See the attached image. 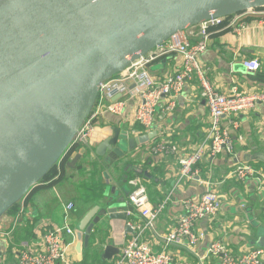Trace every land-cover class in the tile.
Returning a JSON list of instances; mask_svg holds the SVG:
<instances>
[{"label": "water", "instance_id": "95a60500", "mask_svg": "<svg viewBox=\"0 0 264 264\" xmlns=\"http://www.w3.org/2000/svg\"><path fill=\"white\" fill-rule=\"evenodd\" d=\"M262 8L264 0H0V216L74 144L102 84L191 27ZM152 139L114 128L89 155L110 172ZM126 208L116 198L93 208L77 250L84 238L112 261L134 233Z\"/></svg>", "mask_w": 264, "mask_h": 264}, {"label": "crops", "instance_id": "0c3cea01", "mask_svg": "<svg viewBox=\"0 0 264 264\" xmlns=\"http://www.w3.org/2000/svg\"><path fill=\"white\" fill-rule=\"evenodd\" d=\"M263 20L264 9L246 11L231 16L223 26L211 29L209 46L200 56L199 62L209 86L214 91L225 95H231L234 91L264 92ZM246 22L248 27L237 33L236 28ZM198 31L199 25L180 35L194 45L199 41ZM256 58L262 64L261 70L255 74L247 73L243 62ZM182 64V57L173 53L157 59L149 69L154 77L164 79L180 71ZM202 92L203 84L196 78L182 94L162 100L150 130L136 122L134 102L127 104L124 116L105 113L98 118L86 144L72 145L60 158L56 166L58 175L51 181L40 182L17 204L19 208L14 206L0 216L1 264H19L20 250L26 244L33 251H41L40 235L46 228L65 226L63 205L69 202L75 204L69 224L77 230V236L72 243L69 238L66 239V260L70 264H115L125 245L136 235V226L144 222L140 212L134 210L129 203V194L132 191L130 181L136 177L144 180L153 207L165 204L156 226L157 235L150 229L143 235L145 241L151 244L154 253L170 251L174 258L173 264H220L219 258L207 254L211 244L216 241L223 242L237 256L257 249L256 244L264 237V183L260 189L257 179L237 181L233 177V171L236 164L245 163L264 174V105H258L251 113L223 120L235 141V154L204 159L198 166V181L180 180L181 166L178 156L171 153L154 154L151 151L157 144L167 142L191 152L202 142L210 126L209 108ZM170 103L174 104L173 109L165 111ZM114 128L130 131L134 137L153 133V139L136 148L109 172L92 154L89 155L88 148H95L111 138ZM80 155L82 157L75 164ZM86 162L97 163L100 177L107 186L104 198L95 204H86L80 198L82 186L87 179L82 175V166ZM204 181L213 184L222 203L220 213L215 218H205L197 222V230L206 236L194 249L183 245H172L166 249L160 236L169 233L178 225L185 213V200L201 199L207 190L202 184ZM112 198L124 201L130 215L128 225L134 227V233L127 235L125 244L120 246V254L112 261L103 258V249L97 256L93 254L95 236L90 241L92 248H86L85 240L82 239L80 253L77 245L81 226L76 228V224L82 222L93 208L102 206ZM21 208H25V215L18 222ZM81 234L84 236V233ZM111 238L108 244H111Z\"/></svg>", "mask_w": 264, "mask_h": 264}, {"label": "built area", "instance_id": "2783aa9c", "mask_svg": "<svg viewBox=\"0 0 264 264\" xmlns=\"http://www.w3.org/2000/svg\"><path fill=\"white\" fill-rule=\"evenodd\" d=\"M223 22H225V18L202 22L197 32L199 41L194 45L183 38L181 33L175 35L170 41L157 46L147 56L133 61L123 73L102 84L97 104L73 145L88 141L90 132L103 114L111 113L116 116H124L129 102L135 104L136 122L150 130L155 123L161 101L182 94L193 80L199 78L203 84L202 97L206 100L209 108L210 120V126L206 130L202 142L191 152L167 142L157 144L151 151L154 154L171 153L178 156L181 166L180 180L188 179L190 181H198V166L204 159H215L221 155L234 156L235 141L224 126L223 120L227 117H239L242 114L251 113L258 105H264V92L234 91L231 95H225L214 91L209 86L199 60L209 46L211 29ZM261 24L264 25V20L261 21ZM247 27V22L241 23L235 31L241 33ZM173 53L182 57V69L175 75L164 79L154 77L149 66L162 56ZM243 66L247 73L255 74L261 70L262 64L256 58L244 61ZM118 96L120 98L116 99ZM173 106L174 104L170 103L165 111L172 110ZM233 177L241 182L257 179L260 182V189L264 183V174L245 163L235 165ZM202 184L207 187V190L201 199L198 201L185 200L183 202L185 213L180 218L178 225L169 233L160 236L166 249L172 245H183L194 249L206 236L197 230V222L205 218H215L220 213L222 203L213 184L210 181H204ZM130 186L132 191L129 194V203L134 210L140 212L144 222L136 226V235L125 245L115 264H173L174 258L170 251L154 253L151 244L147 243L143 236L148 229L157 235L156 226L165 204L156 207L151 205L148 189L141 177L132 179ZM63 208L65 226L46 228L40 235L42 249L39 252L33 251L27 244L24 245L19 253V264H70L66 260L68 246L66 239L69 238L72 243L77 236V230L69 224L75 204L69 202L64 204ZM24 215L25 208H21L17 221L19 222ZM207 254L219 258L220 264H264L263 249H255L237 256L221 241L212 243ZM0 258H2L1 236Z\"/></svg>", "mask_w": 264, "mask_h": 264}, {"label": "trees", "instance_id": "16d2710c", "mask_svg": "<svg viewBox=\"0 0 264 264\" xmlns=\"http://www.w3.org/2000/svg\"><path fill=\"white\" fill-rule=\"evenodd\" d=\"M264 9V8H262ZM231 16L225 18V21H227ZM225 22H223L218 27L223 26ZM90 167V169H88ZM86 169V171H84ZM57 168H53L44 179V182H48L53 180L58 174H57ZM82 175L86 176L87 179L85 181V184L82 186V190L80 192V198L81 201L88 203H97L100 202L104 198V194L106 191V183L105 181L100 177L99 169L97 163H87L82 166ZM18 206V205H17ZM15 206V208H19L20 206ZM97 256V255H96Z\"/></svg>", "mask_w": 264, "mask_h": 264}, {"label": "rangeland", "instance_id": "374dc122", "mask_svg": "<svg viewBox=\"0 0 264 264\" xmlns=\"http://www.w3.org/2000/svg\"><path fill=\"white\" fill-rule=\"evenodd\" d=\"M80 226H81V222H78L75 227L76 228H80ZM255 248H257V249H263L264 250V243H258V244H256Z\"/></svg>", "mask_w": 264, "mask_h": 264}]
</instances>
